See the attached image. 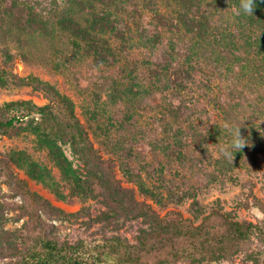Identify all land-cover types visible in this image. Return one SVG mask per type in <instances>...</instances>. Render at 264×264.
Returning <instances> with one entry per match:
<instances>
[{
	"label": "trees",
	"instance_id": "trees-1",
	"mask_svg": "<svg viewBox=\"0 0 264 264\" xmlns=\"http://www.w3.org/2000/svg\"><path fill=\"white\" fill-rule=\"evenodd\" d=\"M160 1L171 9V15L159 9L157 0H142L155 22L151 31L139 29L137 35L144 39L141 41L155 46L162 41L161 30L166 28L191 33L196 47L192 54L186 55V63L174 65L172 52H169L164 63L151 67L156 77L164 76L162 79L166 80L167 86L171 85L176 92L190 86L191 70L199 63L196 60L194 64L192 57H198L205 45L210 47V56L216 66L226 67L229 71L239 67L241 75L251 82L264 76V0H255L250 15L240 9L241 0H222L234 9V26L226 25L223 29L212 22L211 10L206 7L205 0ZM30 2L0 0V39L13 32V28L17 34L47 31L51 23L38 16L35 7L38 0ZM126 2L66 0L58 8L53 28L67 33L72 48L78 52L83 50L96 64L115 61L120 57L119 51H123L125 44L136 35L133 27L124 18H119ZM107 32L122 40L119 51L111 46L105 36ZM171 47L174 48L173 44ZM0 49L3 56L0 86H30L47 98L44 104L31 99L1 102L0 137L31 132L35 136L36 149L44 150L52 164L49 166L20 148L0 154V264H211L232 260L238 253L247 252L254 237L264 241V215L255 222L238 220L222 207L208 210L200 202L194 187L173 192L176 201L190 200L192 216H185L176 209L160 214L150 202L139 199L135 187L124 185L117 177L113 158L102 157L94 146L88 128L75 111L74 100L39 75H21L14 71L15 55L10 47L4 45ZM124 60L128 68L136 70L134 60ZM120 84L112 83L108 93L110 101L116 102L129 91L130 85L122 88ZM247 84L245 88L252 92L253 88ZM239 92L243 93L242 90ZM184 102L182 100L178 105L169 102L164 109L177 119ZM216 127L208 128L210 134L212 130H218ZM187 137L178 131L173 144L167 146L173 155L179 156L178 148L185 145ZM66 147L71 156L66 153ZM235 154L241 157L240 151ZM226 163L230 164V161ZM53 168L58 170V177ZM17 169L26 177L20 176ZM122 172L128 181L135 183L141 194L160 201L159 193L147 186L140 176L123 166ZM27 178L47 187L58 199L79 198L81 207L67 211L53 204L32 189ZM248 186V193L264 213V204L253 195L252 182ZM86 200L96 202L95 213L89 204H85ZM55 219L83 220L82 223L87 225H97L99 239L87 242L84 238L70 240L63 237ZM9 222L21 223L8 227ZM127 226L133 230L132 239L120 232ZM252 254L247 252V255Z\"/></svg>",
	"mask_w": 264,
	"mask_h": 264
},
{
	"label": "rangeland",
	"instance_id": "rangeland-1",
	"mask_svg": "<svg viewBox=\"0 0 264 264\" xmlns=\"http://www.w3.org/2000/svg\"><path fill=\"white\" fill-rule=\"evenodd\" d=\"M65 3L66 0H38L35 4L38 16L51 23L46 32L17 34L13 28V32L0 39V48L8 45L15 55L13 70L21 75H39L67 93L74 100L75 111L88 128L94 146L102 157L115 161L117 177L124 185H133L137 197L150 202L160 214L176 209L185 216H192L190 200L176 201L173 192L194 187L200 202L208 210L222 207L224 211H231L238 220L259 221L264 213L248 193V184L252 182L253 195L264 204V76L251 82L247 76L241 75L239 67L229 71L226 67L216 66L213 56H210V47L205 45L198 57H192L194 64L196 60L199 63L191 70L190 86L176 92L171 85H166V80L162 79L164 76L156 77L151 67L164 63L169 52H172L174 65L186 63V55L192 54L196 48L194 36L184 30L163 28L161 42L155 46L144 44L141 41L144 39L137 35L140 34L139 29L151 31L155 20L142 0H127L119 16L133 27L136 35L125 44L123 51H119L122 40L107 32L105 36L111 46L121 52L120 57L103 65L96 64L86 52L72 48L67 33L53 28L58 8ZM157 4L162 12L171 15V9L162 1L157 0ZM205 5L211 10V20L219 29L226 25L234 26L233 7L222 0H205ZM2 58L0 49V62ZM124 58L134 60L136 70L128 68ZM114 81L122 83L121 87L130 85L129 91L116 102L108 97ZM245 84L251 85L253 91L245 88ZM241 90L243 93L239 92ZM13 99H31L37 104L47 102L42 92L30 86H0V103ZM182 100L185 101L182 113L174 119L164 106L169 102L178 105ZM214 125L218 130H212L210 134L208 128ZM236 129L245 141L240 150L230 146ZM178 131L188 137L185 145L178 148L180 153L176 156L167 146L173 144ZM12 148L25 149L52 166L45 151L36 149L35 136L31 132L0 137V154ZM222 149L230 152L231 156H226ZM65 151L71 156L68 147ZM236 151L241 152V157L235 154ZM227 160L230 164L226 163ZM122 166L140 176L147 186L159 193L160 201L141 194L135 183L128 181L123 174ZM17 171L20 176H25L22 170ZM53 172L58 177L56 168ZM27 179L32 189L53 204L67 211L81 207L79 198L58 199L41 183ZM85 204L91 206L92 213L96 212V202L86 200ZM54 222L60 234L70 240L84 238L92 242L99 239L97 225H87L82 223L83 220L55 219ZM20 223L9 222L7 226L14 227ZM120 232L133 238V230L129 226ZM247 252L253 254L250 256ZM247 252L238 253L232 260L213 261L211 264H264V241L254 237Z\"/></svg>",
	"mask_w": 264,
	"mask_h": 264
},
{
	"label": "clouds",
	"instance_id": "clouds-1",
	"mask_svg": "<svg viewBox=\"0 0 264 264\" xmlns=\"http://www.w3.org/2000/svg\"><path fill=\"white\" fill-rule=\"evenodd\" d=\"M255 6V0H241L240 3V9L245 13V14H252V10ZM245 145L244 138L241 136L240 132L238 129H236L235 134L233 136V140L231 142V148L235 150H240L243 146ZM224 154L226 156H231V153L228 152L225 149H222Z\"/></svg>",
	"mask_w": 264,
	"mask_h": 264
}]
</instances>
